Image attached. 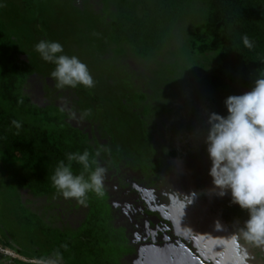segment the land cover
<instances>
[{"label": "trees", "instance_id": "trees-1", "mask_svg": "<svg viewBox=\"0 0 264 264\" xmlns=\"http://www.w3.org/2000/svg\"><path fill=\"white\" fill-rule=\"evenodd\" d=\"M44 1L46 4L42 5ZM51 1L0 0V197L5 198L1 205L9 214V221L19 226L21 231H34L42 236V240L37 241L40 247L36 246L28 257L20 247L11 250L0 244V264H35L37 259L52 255L54 250L62 253V264H134L133 259L137 258V248L141 244L132 245L126 229L131 225V214L138 204L142 203L143 214L157 217L163 228L167 226L165 229L169 233L170 221L164 219L158 210H148L150 196L143 197L137 193L143 181L139 174L135 176L140 164H152L154 167L159 163L161 152L158 147L161 148L165 141L150 130L154 126L147 121L150 131L145 136L138 131L136 136L123 140L129 141L132 147L129 146L131 148L126 152L118 147L116 152L109 142L108 131H99L96 126L97 121L106 119L108 115H97L95 121L92 118L94 115H82L80 106L77 109L66 108L55 101L38 106L25 94V85L39 68L36 61L39 54L28 53L20 34L22 28L16 30L15 21L18 16L21 19L31 16L35 20L26 24V30L34 28L36 31L39 27L44 30L48 26L46 17L52 7L47 5ZM59 1L63 6L66 4L71 12L65 16L66 20L77 17L88 21L94 19L91 25L94 29L96 25L102 28L105 44L117 48V59L120 60L116 63L119 66L132 59L143 64L155 61L164 64V60H167L164 55L172 54L174 61L165 63L163 67L164 75L169 80H180L191 86L202 84L206 92L222 94L250 91L256 79L264 78V0H89L95 6H105L99 12L91 11L88 0H80L81 9L74 4L79 1ZM6 5L10 7L8 11ZM101 15H106L105 22L95 20L94 17L100 18ZM244 35L253 41L251 49L243 46L241 38ZM42 38L48 40L45 34H42ZM39 59L41 64H47L53 71V64ZM169 71L171 76L167 74ZM210 101L203 102L205 107ZM73 111L91 124L76 126L72 122ZM195 116L201 122L208 118V115ZM190 119L187 118L189 122ZM13 120L20 121L22 127L15 128L11 123ZM188 125L192 127L190 131L181 130L180 147L202 146V164L207 165L203 166L202 171L207 173L211 164L204 145L206 123L199 125L198 122H190ZM192 129H195L194 133ZM142 135L146 139H141ZM84 150H88L96 160L93 167L105 169L104 194H88L84 203L86 214L77 228L54 227L53 222H46L43 216L26 207L20 191L28 190L35 198L61 196L51 182L57 163L61 160L67 163L68 153ZM185 155L177 150L170 153L171 158ZM190 155L197 157L196 153ZM72 169L75 174L82 171L75 163ZM10 171H19L21 175L13 193L9 191L14 189L8 183ZM153 176L150 175V182L157 181L158 175L156 178ZM132 177L137 178L138 182H133ZM197 182L204 202L209 204L206 199L212 193L217 194V190L210 186L208 180L205 182L204 177ZM221 198L228 199L222 200L221 211L238 208L230 203V195ZM119 200H122V205H118ZM207 207L204 213L210 210ZM127 215H130V220L124 221ZM1 218L0 215V221ZM153 227V223L149 222L148 229ZM133 229L131 234L139 238ZM162 233L163 230L154 235L146 232L143 236L150 243L160 245L167 243L157 240ZM44 235L50 243L45 242ZM145 241L142 244L145 245ZM0 242L3 241L0 239ZM65 244L67 249L61 247Z\"/></svg>", "mask_w": 264, "mask_h": 264}, {"label": "rangeland", "instance_id": "rangeland-1", "mask_svg": "<svg viewBox=\"0 0 264 264\" xmlns=\"http://www.w3.org/2000/svg\"><path fill=\"white\" fill-rule=\"evenodd\" d=\"M75 1H79L74 4L81 9L80 0ZM93 3V1L88 2L92 12L97 10L99 12L100 9L105 8L104 5L95 6ZM45 4V1L42 2V5ZM47 6L52 8L47 14L46 25L48 26L44 30L40 27L36 31L34 28L26 30V24L35 20L31 16H27L26 19H21L20 16L16 18L15 27L16 30L22 28L20 34L25 40L23 41L25 48L29 50L28 53L36 52L35 45L43 39L42 34H45L49 41L61 43L64 54L75 55L87 65L94 80V87L72 89L55 86V81L50 78L52 70L47 64H41L40 56H36L39 68L30 76L31 78L25 85V94L38 106H44L51 101H55L60 106H66V108L77 109L80 106V113L82 115L88 113V116L94 115L92 118L95 121H97V115H108L106 119L97 121L96 126L99 131H108L109 142L116 152H118V147L125 152L130 149L132 146L128 144L129 141L123 140L136 136L138 131H142L145 136L152 130L161 141H165L161 148L158 147L160 152L165 154V156L159 154L160 164L154 167L152 164H140L139 172L133 173H136L135 176L139 174L143 181V184H138L137 193L143 197L144 195L150 196L149 202L156 206L152 207L148 204V210H158L164 219L170 221L169 233L165 229L167 226L163 228L157 217H148L143 214L142 203L138 204L131 214V225L126 229L130 233L132 245L141 244L137 248L139 253L137 258L133 259L134 264H264V246H254L239 236V229L247 219L246 212L240 210L239 207L221 211L222 200L226 201L227 198H221L212 193L210 198L206 199L209 202L207 204L200 190L197 189V180L201 181L203 177L205 182L208 180L213 188L208 172L202 171L203 166H207L202 164V146L191 145L190 148L186 146L181 148L182 144L179 143L181 130H191L192 127L188 125L190 122L191 124L198 122L199 125L206 123L204 120L199 121L195 115L216 113L226 116L225 100L229 96L242 95L248 91L243 90L237 93L228 91L224 94L217 91L209 92V90L206 92L202 84L191 86L181 83L180 80H169L164 75L163 67L165 63L174 61L172 54L164 55L167 59L164 60V64L155 61L150 64L144 62V65L132 59L119 66L116 63L120 60L117 59L118 55L115 50L117 48L111 44H105L102 28L95 24L94 29L91 25L93 18H91L92 21L79 17L66 20L65 16L71 12L68 11L69 7H66V4L61 5L59 0H54V3L52 0ZM5 9L8 11L10 7L6 5ZM94 18L97 22L106 21V15ZM34 54L38 55L37 52ZM208 99H211V104L205 107L203 102ZM72 114H74L72 122L76 126L86 127L91 124L90 121L83 120L82 116L76 114L75 111ZM181 115L185 116L181 119ZM188 115H193V117ZM187 118L192 120L190 119L189 122ZM147 121L151 122L154 128L149 130ZM192 130L194 133L195 129ZM143 135L141 139L144 140L146 137ZM174 150L179 153L182 151L184 155L186 151L187 155L184 156L185 158L182 156L171 158L170 153ZM119 153L122 154L120 151ZM191 153H196L197 157H190ZM1 165L0 163V182L2 180ZM120 173H125V171ZM9 174L11 178L8 183L14 186V189L9 191L13 193L21 175L19 171H10ZM151 174L155 176L153 178L158 175L157 181L150 182ZM129 176L131 178V175ZM132 178L133 182H138L137 178ZM20 193L26 207L43 216L46 222H53L54 227L75 229L86 214L87 208L84 204L64 198L62 195L48 199L35 198L28 190H21ZM4 200V196H1L0 239L5 243L0 242V244L11 250L20 247L28 257L36 246L40 247L37 241L42 240V236L34 231L25 233L19 226L9 221V214L1 205ZM117 203L118 205L123 204L122 200ZM206 206L210 210L204 213ZM126 220H130V215L124 217V221ZM149 222L155 227L148 229ZM133 228L139 238L131 234ZM161 230L163 233L157 240L167 242L165 244L154 245L143 236L146 232L154 235ZM47 239L44 235L45 242L48 241ZM32 240L34 242L30 243ZM144 241L145 245L142 244Z\"/></svg>", "mask_w": 264, "mask_h": 264}, {"label": "clouds", "instance_id": "clouds-1", "mask_svg": "<svg viewBox=\"0 0 264 264\" xmlns=\"http://www.w3.org/2000/svg\"><path fill=\"white\" fill-rule=\"evenodd\" d=\"M244 47L251 49L253 41L244 35ZM40 58L54 65L50 78L60 88H92L94 80L88 67L79 57L64 54L57 41L41 40L35 45ZM226 116L210 113L204 145L210 161L208 175L217 195H230V203L245 211L247 219L239 229V236L254 246H264V78L254 81L250 91L225 100ZM12 125L20 129V121ZM98 156L99 153L97 152ZM66 161L57 163L51 182L64 197L84 204L90 192L103 195L105 169L93 167L96 160L88 150L72 152ZM73 163L82 171L75 174ZM67 249V245L61 246ZM63 255L54 250L35 264H62Z\"/></svg>", "mask_w": 264, "mask_h": 264}]
</instances>
